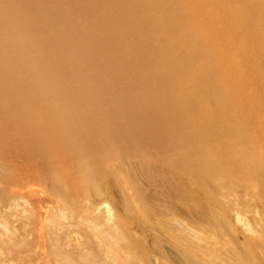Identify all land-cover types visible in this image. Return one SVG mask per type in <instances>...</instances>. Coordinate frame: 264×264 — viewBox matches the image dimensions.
Segmentation results:
<instances>
[{"label": "bare ground", "instance_id": "obj_1", "mask_svg": "<svg viewBox=\"0 0 264 264\" xmlns=\"http://www.w3.org/2000/svg\"><path fill=\"white\" fill-rule=\"evenodd\" d=\"M64 1L0 0V264H264V0H104L98 34Z\"/></svg>", "mask_w": 264, "mask_h": 264}, {"label": "rangeland", "instance_id": "obj_2", "mask_svg": "<svg viewBox=\"0 0 264 264\" xmlns=\"http://www.w3.org/2000/svg\"><path fill=\"white\" fill-rule=\"evenodd\" d=\"M94 1H95V3L99 4L95 8V10L98 13V15H94V16H90L89 14H85L84 13L83 16L80 17V15H76L75 14L77 9L81 8V6H80L81 0H79V1L78 0H71L70 2L64 1L63 3H61V2L47 3L45 6H47L48 8L52 7V8H55V9H61L63 12H66L64 17H66L68 15L69 17L73 18L75 20V23H76L77 27H79L82 31L86 32L88 30H91V32L93 31V32L98 34V32L102 33V29L101 28L100 29L96 28L97 27L96 25H99L98 21H99L100 18L105 17L99 11V8L100 9H108L109 8L108 9V11H110V15L109 16H111L112 14H119L118 12H120V11H119L118 8H116V6H112V7H109V5L108 6H104L103 5V1L104 0H94ZM82 3L84 5H86V7H89L88 5H90L91 0H85ZM262 14L264 15V12ZM74 20H73V22H74ZM94 21H95V23H94ZM104 23L109 25L110 29H108V30L110 31V33L112 35L117 36V33L121 31L119 29H122V27H123L124 21H119L118 19H110V18L106 17V19L104 20ZM135 23H137V21H135L134 19L131 18V19H129L127 26H129V24H135ZM118 37L121 38L120 36H118ZM100 38H101V36H100ZM126 39L128 40V37ZM263 54H264V52L262 53L263 59H261V62H259V63H261V65L260 66L257 65L260 68L256 69L257 68L256 66H253L254 68H252L250 66L249 69H248V71L249 72L251 71L250 73L255 74V76H258V75L261 76V74H262L261 78H259V77L256 78L257 81H259L258 78L261 79V80L264 79L263 78V76H264V72H263L264 71V68H263L264 64H262V63H264V55ZM89 55H90V57H92L93 61L95 62L94 65H96L97 67L99 66L100 69L108 67L107 65H110L108 63L109 60L114 61L116 63V66L120 67L119 61H118L119 60V58H118L119 52H117L116 50H113L112 51V55L109 57V55L107 54V52L105 50H103L102 48L97 46V47L89 49ZM262 56H261V58H262ZM127 68L128 69H126V70L122 69L123 72L125 71L127 73H125V74L121 73V75L117 79L118 81L117 80L116 81L118 82L119 87H126V85H128V86L131 85V88H132L131 92H133L134 96H137V95H135L136 91H138L139 88L144 87L145 84H146L144 81H141V79H139L137 77V76H139V70L142 69V68H139L138 66H136V68H131L130 67V63H127ZM253 69H255V72H254ZM92 70L89 69V70H87V72H95L94 69H92ZM128 75H130V76H128ZM133 75H135V76H133ZM128 78H131V80H128ZM136 78H138L140 80V82ZM107 83L108 82L106 81L105 84H107ZM258 84H262V83H258ZM263 84H264V81H263ZM134 85H135V87H134ZM262 89H264V87ZM263 91L264 90H262V92L258 93L259 97L257 99L259 100V104L256 105L255 115L256 116H260L261 113H262V117L264 118V105L262 106V104H264V102H263L264 101V98H263L264 97L263 96L264 92ZM151 97H153V95ZM151 97L147 96V98H145L146 101L147 102L150 101V100L153 101V98H151ZM261 97H262V99H261ZM260 100H263V101H260ZM137 102H138V100L133 99V105H144L145 104V103H140L139 104ZM133 108H135V107H133ZM138 108H141V107L139 106ZM0 115L2 117V112H0ZM24 145L26 146L25 143H24ZM19 147L22 148L21 144L19 145ZM2 148L3 147L0 144V149H2ZM205 204H206V201H204L203 195L200 194V199H199L198 205L196 204V205H193L191 207V210L193 212H190V220L195 225L198 224V222H195V221H199L200 224H198V225L203 224V225H206L207 227H210V223L209 222L203 221L201 219H198L196 214L194 213V211H197V212L201 211V208L204 207Z\"/></svg>", "mask_w": 264, "mask_h": 264}]
</instances>
